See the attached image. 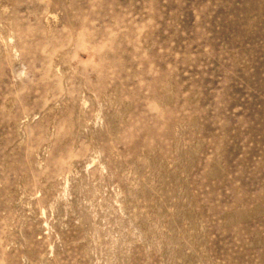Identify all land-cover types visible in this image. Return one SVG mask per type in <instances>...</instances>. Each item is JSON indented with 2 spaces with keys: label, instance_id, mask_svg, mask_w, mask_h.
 <instances>
[{
  "label": "rangeland",
  "instance_id": "1",
  "mask_svg": "<svg viewBox=\"0 0 264 264\" xmlns=\"http://www.w3.org/2000/svg\"><path fill=\"white\" fill-rule=\"evenodd\" d=\"M0 264H264V0H0Z\"/></svg>",
  "mask_w": 264,
  "mask_h": 264
}]
</instances>
